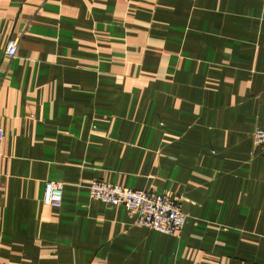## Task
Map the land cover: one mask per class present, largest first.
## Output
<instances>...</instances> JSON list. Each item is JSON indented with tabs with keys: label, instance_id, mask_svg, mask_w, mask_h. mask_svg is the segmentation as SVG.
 <instances>
[{
	"label": "crops",
	"instance_id": "0c3cea01",
	"mask_svg": "<svg viewBox=\"0 0 264 264\" xmlns=\"http://www.w3.org/2000/svg\"><path fill=\"white\" fill-rule=\"evenodd\" d=\"M263 128V0H0V264H264ZM94 181L187 223L134 225Z\"/></svg>",
	"mask_w": 264,
	"mask_h": 264
},
{
	"label": "built area",
	"instance_id": "2783aa9c",
	"mask_svg": "<svg viewBox=\"0 0 264 264\" xmlns=\"http://www.w3.org/2000/svg\"><path fill=\"white\" fill-rule=\"evenodd\" d=\"M264 1V0H263ZM19 39L10 38L5 55L13 59L17 55ZM254 147L264 150V128L253 134ZM3 146V132L0 130V155ZM65 185L48 181L45 184L43 202L46 206L59 209L63 203ZM90 197L106 205L123 206L134 225L152 229L168 236L181 232L187 223V216L181 210L179 201L157 190H134L104 181H94L89 187Z\"/></svg>",
	"mask_w": 264,
	"mask_h": 264
}]
</instances>
